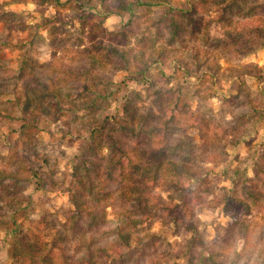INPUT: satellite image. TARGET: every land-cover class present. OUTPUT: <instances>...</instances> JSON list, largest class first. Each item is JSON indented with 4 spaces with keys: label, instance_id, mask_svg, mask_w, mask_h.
<instances>
[{
    "label": "rangeland",
    "instance_id": "1",
    "mask_svg": "<svg viewBox=\"0 0 264 264\" xmlns=\"http://www.w3.org/2000/svg\"><path fill=\"white\" fill-rule=\"evenodd\" d=\"M38 1L0 0V61L11 66L15 74L21 61H26L40 70L37 75L43 83L55 81L64 99L76 101L85 97V79H73L68 71L85 63L86 55H80L84 48L97 41L105 46L114 44L118 49L126 48V43L135 55L138 51L153 55L166 47L169 56L164 67L155 63L149 68L152 83L163 89L180 88L191 111L180 120L179 130L168 137L167 158L183 159L190 149L203 154L200 145L213 134L220 136V142L233 141L224 148L220 160L197 164L209 169L210 175L196 189V195H181L189 210L181 207L172 189H150L151 197L174 206L175 214L170 216L160 210L142 224L135 234L154 235V242L134 245L115 264H264V46L260 47L264 44V0L242 1L244 15L235 6L233 10L227 7L232 0H205L203 9L199 0H171L178 10L200 6L198 15L206 18L211 30L210 38L203 41L202 33L185 31L179 43L169 41V24L158 20L165 6H137L125 19L118 15L102 19L97 11L75 5L72 0ZM205 20L201 21L206 24ZM250 25L259 28L255 40L247 47L235 44L236 31ZM195 50L199 57L209 55L217 62L214 77L200 74L209 60H201L197 67L190 64L191 73L177 65L179 56L187 57ZM99 52L103 53L102 48L95 53ZM48 65L53 69H47ZM112 67L96 65L94 69L112 74L115 83L124 82L125 75L133 77L125 85L141 95L135 100L138 113L158 114L156 107L149 104L153 88L146 89L144 82L132 81L140 79V75L116 73ZM20 85L16 82L11 87ZM120 93L117 90L110 100L106 112L109 116L122 115ZM82 113H69L64 120H54V116L44 120L45 129L26 149L17 144V134L2 129L0 170H10L26 160L37 167L41 181L27 185L13 207L0 202V264H81L85 247L80 243L85 235L98 232L102 243L115 237L112 233L105 237L102 232L117 227L118 213L127 208L116 185L106 187L109 207L95 219L97 227H90L89 219L79 225L72 222V174L78 158L85 155V136L68 132L64 124L78 127ZM116 136L129 149L158 148L157 144L147 145L129 134ZM37 155L42 159H36ZM24 241L38 244L40 254L32 255L22 246Z\"/></svg>",
    "mask_w": 264,
    "mask_h": 264
},
{
    "label": "trees",
    "instance_id": "2",
    "mask_svg": "<svg viewBox=\"0 0 264 264\" xmlns=\"http://www.w3.org/2000/svg\"><path fill=\"white\" fill-rule=\"evenodd\" d=\"M242 1L244 0H232L227 7L233 10L235 6L238 13L244 15ZM72 2L75 5L89 6L91 10L97 11L102 19L111 15L125 19L126 15L132 13L137 6L147 8L165 6L166 10L158 20L169 24L170 42L176 40L179 43L185 31L189 34L202 33V41L208 40L211 36L206 18L198 15L200 6L199 8L191 6L184 11L175 9L171 5V0H98L96 4H92V0H72ZM199 4L202 8L206 2L199 0ZM176 14L179 15L180 21L176 20ZM201 20H205L206 24ZM258 30V27L254 28L251 25L240 28L235 33L234 43L247 47L255 40ZM110 38L114 40V37ZM125 45L126 48L118 49L114 44L105 46L97 41L81 51L80 55H86L85 63L68 71L73 79L81 77L85 79V85L82 87L85 97L76 101L64 99L66 97L55 81L50 79L48 84L43 83L37 75V71L40 70L28 65L26 61H21L16 74L11 66L0 61V133L4 128L12 130L17 134V144L20 143L25 149L38 139L39 132L44 128L42 127L44 120L53 116L54 120H64L69 113L76 116L77 112H83L78 127L61 122L67 127L68 132L79 137L85 136V155L78 158L72 174L73 194L70 196V203L74 208L73 224L79 225L84 219H89L88 225L97 227L95 219L101 217L103 211L109 207L106 201L108 194L105 193L107 185H116L120 198L127 204V208L121 209L118 213L120 221L117 227L102 232L105 237H109V233L114 234L113 239H106L102 243V239L100 240L96 235L98 232L85 235V239L80 243L85 247L81 264H115L126 256L134 245L141 247L147 241L154 242V235L139 237L135 233L158 211L166 210L170 216H173L176 208L151 197L150 189L153 186L164 191L172 189L180 198L181 207L185 211L189 210V206L185 203L186 198H181V195L188 192L196 195V189L204 184L210 175L209 169L197 164L200 161L211 163L220 160L221 153L225 152L224 148L233 142H220V136L213 134L200 145L204 149L203 154L197 155L190 149L187 157L183 159L167 158L168 137L174 130H179L180 120L189 116L191 112L180 88L163 89L160 86L154 87L152 83L150 66L156 63L164 67V60L169 56V50L162 47L153 55H145L144 51H138V55H135L133 49L128 44ZM263 46L264 44L260 47ZM100 48L103 53H95L100 51ZM186 56H179L175 60L184 72L191 73L189 65L201 66V60L203 62L204 59L211 62L202 66L203 70L200 74L207 73L210 77H214L212 73L219 68L217 62L208 58L209 55L199 57L196 50ZM187 58H190V61ZM96 65L105 69L112 65L116 68V73L126 71L131 75H140V79L136 78L132 81L136 84L144 82L146 89L153 88L151 92H154V96L151 97L149 104L152 108L156 107L158 114H153L151 111L138 113L139 107L135 100L140 99L141 95L125 85L133 77L125 75L124 82L115 83L112 74L107 75L104 71L95 70ZM46 68L53 69V66L48 65ZM16 82L21 83L20 87H11ZM117 90L121 91L119 96L123 102L120 118L106 114L110 100ZM139 120L142 121L136 125ZM201 122H199L200 127L204 126V122L202 120ZM118 134H129L135 140H142L147 145L157 144L158 148L148 150L133 146L129 149L116 136ZM36 159L42 158L37 155ZM34 181L40 182L41 174L37 171V167L26 160L10 170L1 169L0 202L13 207L26 186ZM135 190L136 192H133ZM192 231H195V228H192ZM22 246L32 255L40 254L38 244L33 241H24Z\"/></svg>",
    "mask_w": 264,
    "mask_h": 264
}]
</instances>
